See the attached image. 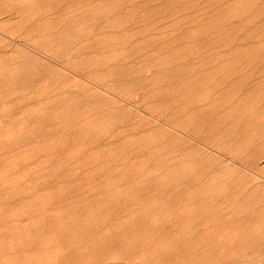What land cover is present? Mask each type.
Instances as JSON below:
<instances>
[{"label": "bare ground", "instance_id": "1", "mask_svg": "<svg viewBox=\"0 0 264 264\" xmlns=\"http://www.w3.org/2000/svg\"><path fill=\"white\" fill-rule=\"evenodd\" d=\"M43 1L42 6L49 7V10L72 12L71 1ZM74 1L95 10L92 17L97 23L108 20L125 24L124 16H115L118 9H127L140 17L139 22L132 24L130 34L139 36V44L146 52L152 51L155 57L162 53V57L170 59V67L158 75H166L169 88L179 98L180 108L188 110L192 119L197 118L213 129H221L227 137L231 135L228 132L239 129L243 145L254 143L255 135L264 131V0ZM49 10L45 8V12L53 16ZM14 16L15 11L0 12V45L14 44L21 54H30L36 59L32 62L12 57L6 61L4 55L0 57V92L42 95L44 99L38 100L33 120L37 124L46 125L52 119L60 123L63 116L58 110L67 111L69 117L79 120L75 121L73 129L64 132L65 141L52 138V144L61 149L76 136V129L85 131L92 125L94 117H117L120 115L116 108L121 106L129 110L132 106L142 114L140 118L150 117L164 127L154 131L166 139L164 144L175 145L177 150H188L191 155L199 156L203 166L189 165L183 171L192 176L195 190L184 196L182 191L190 184L184 186L182 180L176 182L171 191L176 198L162 200L159 213L156 204H148V208L145 207L148 213L142 211L135 215L138 211L132 212L117 231L101 230V221L93 211L95 204L84 192L78 195L67 189L66 198L56 205L51 199L35 200L32 206L38 210L48 207L44 211L32 212L26 208L21 211L17 208V196L24 187L33 185L32 182L23 184L10 177L1 178L0 264H264V175L257 170L264 168V160H256L252 164L255 168L248 167L250 172H242L232 165L241 164L237 159L220 152L223 155L220 159L225 157L228 161L202 177L208 161L174 135L187 136L209 150L215 149L210 144L214 142L197 139L184 127L166 121L115 90L92 80L77 79L76 75L87 78L51 55L23 44L16 38V31H5L2 25L16 21ZM39 60H44L52 68L68 69L74 75L72 82L56 78L60 86H54L48 82L52 75L47 69L48 76L42 79L23 82L12 78L17 72H40ZM188 60L192 62L185 64ZM151 67L154 66L146 64L141 69ZM59 74L71 76L62 71ZM95 87L102 89L100 97H94ZM255 87L260 88L256 90ZM47 111L51 112L48 114ZM13 131L8 129L7 134ZM238 142L232 137L223 144ZM0 166L5 171L17 167L14 164ZM25 177V173L20 176ZM40 177L35 181V187L41 184ZM13 181L20 185L19 190L9 189ZM244 187L255 192L254 197L244 196ZM44 189L54 195L64 190V182L58 181ZM223 190H226L225 195H221ZM165 193L163 191L161 195ZM79 196L85 199L76 205L72 199ZM179 202L182 204L178 207ZM173 212L176 214L172 222L174 226L164 232L160 243L143 238L144 233L151 239L156 227L162 226ZM158 214L162 216L158 217ZM220 219L223 225L208 228L209 224ZM206 228L209 233L205 232ZM225 229H229L230 234L221 237V230Z\"/></svg>", "mask_w": 264, "mask_h": 264}, {"label": "rangeland", "instance_id": "2", "mask_svg": "<svg viewBox=\"0 0 264 264\" xmlns=\"http://www.w3.org/2000/svg\"><path fill=\"white\" fill-rule=\"evenodd\" d=\"M68 1L73 3L72 12L49 10V7L42 6L43 0H0V12L4 14L16 12V16L13 17L16 21L3 24L2 27L7 32L16 31V38L23 44L51 55L65 67L87 78L76 75L77 79L84 82L92 80L115 90L166 121L184 127L197 139L207 143L214 142L210 144L215 149L209 150L200 142L187 136H176L170 131L208 161L205 167L207 171L202 177H206L212 170L221 168L228 161L225 157L223 160L220 159L223 156L220 152L237 159L242 165L238 163L232 165L239 167L242 172H250L248 167L255 168L252 164L256 163V160H264V131L255 135L254 143L243 145L240 142L239 129L228 132L231 135L227 137L221 129H213L197 118L192 119L188 110L180 108L179 98L169 88L166 75H158L170 67L172 64L170 59L162 57V53L155 57L152 51L146 52L139 44V36L130 34L132 24L139 22L140 17L129 13L127 9H118L115 16L118 14L124 16L125 24L108 20L97 23L92 17L95 10L80 4L79 1ZM45 8L55 18L45 12ZM46 16L50 18L47 19ZM23 44L19 46L25 47ZM18 52L19 49L14 44L0 45V57L4 55L6 61L18 57L19 60L35 62L36 58L30 54ZM188 62L192 61H185V64ZM37 64L41 68L40 72H17L12 74V78L24 82L28 79H42L50 73L52 78L50 80L48 78V82L54 86H60L57 85L56 78L62 82H72L74 75L68 69L52 68L44 60H39ZM146 64L154 67L142 70L141 67ZM16 67L19 68L17 64ZM46 69L48 73L45 72ZM58 70L71 76L60 75ZM259 88L255 87L256 90ZM94 89V97H100L102 89L99 87ZM40 99L44 97L35 92H0V165L17 166L7 171L0 166V179L10 177L15 181H22L23 184L29 182L33 184L24 187L21 195L15 198L17 208L20 210L26 208L32 212L44 211L48 207L38 210L32 206L35 200L51 199L50 201L56 205L66 198L67 189L77 192L78 195L84 192L95 204L93 211L96 218L101 221V230L117 231L132 212L138 211L135 215H139L146 210L145 207L148 208V204H156V212L159 213L161 207L159 203L162 200L173 201L176 198L171 192L176 182L182 180L184 186L190 184L183 189L184 196L188 191L196 189L192 176L184 174L183 171L189 165L198 168L203 166L199 156L191 155L188 150H177L175 145L164 144L166 139L154 132L159 131L158 127L163 129L164 127L150 117L140 118L142 114L137 113L132 106L129 110L121 106L116 108L120 115L117 117H94L92 125L85 131L76 129L74 134L76 136L71 137L67 145L59 149L52 144V138L65 141L64 132L73 129L75 121L79 120L69 117L67 111L58 110L63 116L62 120L61 117L58 118L61 120L60 123H55V119L46 125L35 123L33 120L37 113L36 104ZM50 112L47 111L48 114ZM205 120L213 122L210 119ZM8 129H13V133L8 135ZM3 130H6V133H2ZM232 137H236L239 142L223 144ZM124 142L127 143L123 145ZM134 149L137 151H132ZM257 170L264 175V168ZM22 173L26 174L24 179L20 178ZM38 176H41V184L35 187L34 183ZM58 181L64 182L62 192L53 195L45 191L44 188ZM11 185L10 190L20 189V185L14 181ZM243 190L244 196L254 197L255 192L249 187H244ZM163 191L166 193L161 195ZM225 194L226 190H223L221 195ZM84 199L79 196L72 201L80 205ZM180 204L182 202L177 204L178 207ZM161 216L162 214H158V217ZM175 217L176 214L173 212L162 222V226L156 227L151 239L144 233L143 238L160 243L164 232L174 226L172 222ZM221 223H223L221 219L215 220L208 228L219 227L223 225ZM151 226L152 222L149 223V227ZM208 228L205 231L207 233L210 232ZM221 231V237L230 234L229 229Z\"/></svg>", "mask_w": 264, "mask_h": 264}]
</instances>
